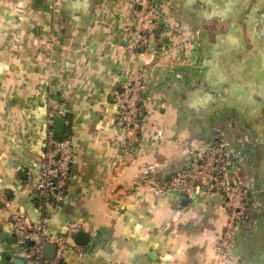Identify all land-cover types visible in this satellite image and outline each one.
Wrapping results in <instances>:
<instances>
[{
	"label": "crops",
	"instance_id": "obj_1",
	"mask_svg": "<svg viewBox=\"0 0 264 264\" xmlns=\"http://www.w3.org/2000/svg\"><path fill=\"white\" fill-rule=\"evenodd\" d=\"M158 6V52L130 59L121 33L127 0H0V200L32 226L43 221L49 235L66 237L74 222L94 229L86 255L66 252V264H217L220 199L151 192L141 179L170 178L220 142L239 155L228 181L245 183L257 200L228 264H264V0ZM51 32L57 43L49 52ZM128 64L147 83L142 131L133 159L114 171L111 138L128 133L115 127L113 97ZM52 109L75 149L56 209L35 188ZM20 249L0 209V264L22 261Z\"/></svg>",
	"mask_w": 264,
	"mask_h": 264
},
{
	"label": "built area",
	"instance_id": "obj_2",
	"mask_svg": "<svg viewBox=\"0 0 264 264\" xmlns=\"http://www.w3.org/2000/svg\"><path fill=\"white\" fill-rule=\"evenodd\" d=\"M126 18L128 23L122 27V39L128 57L156 54L160 43L161 20L159 0H127ZM52 13L57 7H49ZM57 43L54 32L49 35L48 49L51 52ZM56 62L49 55L44 75L47 80L55 77ZM117 80L120 88L113 97L116 110L115 127L128 133L125 138L112 137L111 144L118 148V155L112 163L114 171L131 161L136 153L142 131V103L147 92L143 72L126 65ZM52 109L47 114L46 133L43 141L41 160L36 168L35 188L43 203L58 208L66 198V185L70 179L75 149L70 136L58 138L52 131L54 117ZM235 156L224 144L217 142L207 146L199 155L190 159L184 167L170 178L158 180L150 176L141 179V186L151 192H174L190 200H213L219 198L225 222L220 231L219 241L214 246L217 264H228L232 258L233 241L239 229L250 223L251 213L256 206V194L241 182L228 181V167ZM137 192V191H136ZM0 209L8 214L10 231L21 245L20 256L23 264H66L61 259L66 252L77 258L86 255L85 247L73 242L78 232H88L90 241L96 231L82 222L69 224L64 238L46 233L43 221L30 225L27 218L13 209L10 204L0 200ZM89 241V243H90ZM32 243V246H29ZM88 243V244H89ZM46 245L55 246L52 259L44 256Z\"/></svg>",
	"mask_w": 264,
	"mask_h": 264
},
{
	"label": "water",
	"instance_id": "obj_3",
	"mask_svg": "<svg viewBox=\"0 0 264 264\" xmlns=\"http://www.w3.org/2000/svg\"><path fill=\"white\" fill-rule=\"evenodd\" d=\"M119 87H120V83H119ZM64 124H65L64 119L62 117L58 115L54 117L52 124V131L54 135L57 136L58 138H61L63 136ZM89 241H90V234L88 232H78L73 237V242L78 246L85 247L88 245ZM29 246L31 247L32 243H29ZM54 253H55V246L53 245L45 246L44 256L47 259H52L54 257ZM61 261L63 262L64 259H61ZM16 264H23V262L17 261Z\"/></svg>",
	"mask_w": 264,
	"mask_h": 264
}]
</instances>
